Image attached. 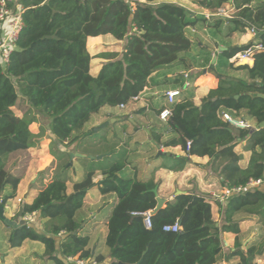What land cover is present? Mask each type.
<instances>
[{
    "label": "trees",
    "instance_id": "trees-1",
    "mask_svg": "<svg viewBox=\"0 0 264 264\" xmlns=\"http://www.w3.org/2000/svg\"><path fill=\"white\" fill-rule=\"evenodd\" d=\"M156 1L160 0H19L24 26L8 63L0 64L2 206L6 208L16 198L27 159L19 162L12 156H24L36 145L39 135L30 126L37 117L47 123L50 153L58 165L52 181L31 203H23L12 219L21 222L25 215L36 214L37 223L9 228L10 249L21 248L26 241L40 243L44 258L53 264H68L66 258L76 256L97 264H218L235 259L237 264H257L264 255V234L245 246L237 219L241 213L264 217V128H259L264 123V53L257 49H264V0L231 3L238 13L230 20L231 33L254 30L258 37L248 46L223 53L229 60L239 53L254 52L252 67L225 65L245 76L231 78L217 72L218 85L202 99L201 108L171 106L168 124L176 137L162 142V133H156V128L151 132V139L160 147H181L185 153L173 156L170 165L160 168L182 172L191 158H208L224 189L245 188L259 180L261 185L232 193L219 204L220 221L215 220L211 198L205 194L177 195L157 209L154 190L158 183L153 178L139 180L136 171L124 175L131 165L128 152L117 151L115 142L104 136L101 143L107 146L100 153L109 156L97 168L88 169L81 180H74L72 192L68 191L74 169L73 162L68 165L71 148L98 135L92 130L83 132L91 117L104 107L128 106L149 86L154 73L182 61L180 54L191 49L188 29L207 21L178 5L155 6ZM216 1L201 0L199 4L211 12L230 4V0ZM105 35L124 43L122 53L103 54L108 61L92 76L87 39ZM163 83L181 82L177 76ZM15 108L24 111L23 117L15 114ZM225 110L235 115L245 111L258 129H243L237 137L222 119ZM43 132L41 128V135ZM238 138L246 140L245 151L251 153L246 168L241 167L242 156L236 152ZM188 142H192L189 149ZM97 171L102 176L99 183L94 181ZM7 186L11 188L8 194ZM94 188L101 196L115 198L106 218L110 263L88 248L90 234L77 219L88 191ZM149 211L152 226L147 229L143 214ZM177 222L179 232L164 231ZM224 234L235 236L234 249L227 253L223 252Z\"/></svg>",
    "mask_w": 264,
    "mask_h": 264
},
{
    "label": "crops",
    "instance_id": "crops-1",
    "mask_svg": "<svg viewBox=\"0 0 264 264\" xmlns=\"http://www.w3.org/2000/svg\"><path fill=\"white\" fill-rule=\"evenodd\" d=\"M138 1L141 3H146V0ZM200 1L201 0H160L153 3V5L157 6L161 3L178 5L182 8L187 9L193 17H204L206 14L215 13L203 8L199 4ZM14 2L18 4L19 0H14ZM232 2L233 1L230 0V4L222 8L226 10V14L213 16L210 20L199 22L195 26L188 29L189 37L191 39L190 51L180 54L179 58L182 60L181 62H177L170 67H165L162 70L154 73L150 79L149 86L140 94L139 101L131 102L124 109H121L120 107H104L103 109H101L100 113L97 114V116L102 118L93 126L90 125L92 124V122H95L98 117L90 120L85 129L88 127L89 130H92L93 128L98 127L101 124L112 120H114V123L110 125H113L114 129L112 131L108 130V132L103 129L98 132L97 136L86 138L81 143V145L73 146L75 150L72 151V153L81 155H89L90 153V156L93 157L105 156L104 159L99 163L96 160H93L95 161L93 167L97 168V166L100 165L102 161H105L109 156L108 153H100L103 152V150L107 146L101 143V139L106 136L107 141H113L115 142V144H117V142L115 141V137H120V133H124L126 129V133L132 135V141L125 145L124 149L122 150L120 149L121 147H123L122 144L116 145L117 151L128 152L129 162L131 163V165L123 174L133 175L136 171L139 180L147 181L153 178L154 181L158 183L156 194L157 198L158 195H160L161 200H164L165 202L163 207L167 202L173 201L178 192H182L183 194H205L208 196L213 193L217 196H221L225 189L220 184L221 179L218 176L214 175L211 171L209 167L210 160L208 158H191L190 164L182 172H174L164 168H160L165 165H170L171 158L173 156L180 157L184 156L185 153L182 151L181 147H160L155 141L151 139V132L156 128V133H162V142H165L177 136V134L173 132V130L169 126L168 120L162 121L159 118V114L162 109H171L172 106L168 104V100L165 96L166 92L178 89L182 90L181 96L177 98L175 102V104H179L182 109L195 107L201 108L202 99L209 94L211 89H214L218 85L219 81L216 77L217 72L229 77L232 75L231 78H243L245 76L243 72L233 71L231 67H225L226 64H229V60L223 57V53L236 47L248 46L255 42L258 37L257 35L252 34L250 30L247 33H231L230 20L234 17H237L238 14L234 7L231 5ZM217 20H219L220 23H217ZM123 46V42L115 40L111 35L88 38L87 49L92 57L90 71L91 75L97 76L103 64L108 61L105 57H103V54H120L122 53ZM232 68L236 69L237 67L232 66ZM225 72H231L234 74L226 75ZM177 76L180 78L181 83H163L166 78L173 79ZM183 86H185V89L183 88ZM23 106L25 109L26 104H23ZM14 112L19 117H23L24 115V111L18 108H15ZM224 112L229 111H222L221 115ZM229 113L234 117L237 116L232 112ZM239 114L247 119L246 122L252 123V125H250L252 128L258 129L255 122L247 116V113L245 111H242ZM42 121L43 120L40 117H37V122L33 123L30 126L31 132L35 135H39L35 143L36 145L33 148L29 149L24 156H12L14 158H17L19 162L23 158L27 159V165L22 173V180L18 186L16 198L9 201L5 208V212L7 211V216L11 220L13 218H16V216L19 214L23 203H31L36 194L52 181V178L57 170V160L50 153V144L52 142L51 134L47 128V123H44ZM127 125L129 127H127ZM113 126L111 127L113 128ZM37 127H39L38 131ZM41 128H44L43 135H41ZM259 128H264V123ZM231 131L234 134L236 132L232 129ZM46 136H48L49 143L44 148L43 141H47ZM237 142L238 145L236 147V152H238L242 156L240 165L241 167L246 168L250 162L251 153L245 151L246 140L238 138ZM85 150L87 152L84 153ZM244 156L245 164H242ZM78 159L79 158H75L73 160V165ZM18 171L20 172V170ZM70 177L73 179V182L74 180L79 179L77 178V171L75 168L73 169V174L72 172L70 173ZM101 180L102 176L100 172L97 171L94 181L95 183H99L101 182ZM70 183H68V185ZM92 190L96 192L94 196L95 198L93 197L94 199H90L89 197V192ZM5 192L7 194L11 192L10 186H7ZM114 200V195L101 196L99 191L94 188L88 191L84 207L80 211L81 213L85 214L86 211H92L93 213L96 208L100 209L99 213H96L97 211H95L93 214L91 213L93 221L98 216V214L102 212L99 222H92V225L90 224L88 226L90 221L85 219L88 222L85 223L83 221L84 219H82V223L84 226L83 231L90 234V243L88 248L91 249L92 252L96 255H103L107 263H110L111 259L109 256V249L106 246V237L108 233L106 218L111 212ZM212 211L214 216L213 206ZM240 223L243 234L244 232L249 231L246 236L247 238L245 237V246L250 242L256 241L259 237L258 230L257 228H254L253 225L256 223V220H254V218H249ZM1 225L4 228H7V232H3L1 230L0 234V241L4 239V249H6L7 255L5 252L4 257V253L3 255H1L0 252V260H5L6 257H8L9 253H11L10 255H12L13 253L24 255V251L28 242L26 241L21 248L10 249L8 246V238L10 235L9 227L6 226L3 222ZM91 226L92 228L89 229L88 227ZM98 230L103 232L104 238L102 245L100 243L97 246V241L99 238L96 234L99 233ZM234 241V235H223L224 253H227L228 251L234 249ZM34 246L37 247L36 244ZM41 247L44 249L42 245ZM35 252H38L39 254L38 250H36ZM25 253H27V251ZM256 262L257 264H264V255L259 257ZM237 263L238 260L235 259L230 262L222 260L218 264Z\"/></svg>",
    "mask_w": 264,
    "mask_h": 264
},
{
    "label": "built area",
    "instance_id": "built-area-1",
    "mask_svg": "<svg viewBox=\"0 0 264 264\" xmlns=\"http://www.w3.org/2000/svg\"><path fill=\"white\" fill-rule=\"evenodd\" d=\"M134 1V0H132ZM23 8L14 2V0H0V64H7L9 61V58L11 56V53L15 50L17 41L20 35V32L24 26L23 23ZM226 14L225 9H218L215 13L212 14H206L204 17L207 20H210L213 16H220ZM252 34L256 35V32L254 30H250ZM258 51L261 50V47H257ZM254 60V52L252 50H249L244 53H239L233 58L229 59V64L232 66H238L242 64H247L249 61ZM244 62V63H243ZM182 94V91L180 89L178 90H172L165 93V96L168 100L169 105L175 104L177 98H179ZM140 97H136L132 100V102L139 101ZM127 106H120L121 109L126 108ZM171 109L164 108L160 111L159 118L162 121H167L171 116ZM222 119L229 125L230 129L236 132H240L243 129H252V127L245 121L240 120L234 116H232L229 112H224L222 115ZM192 142H188V149L190 148ZM263 183L262 180L259 181H251L247 188H254ZM245 188L239 187L235 188L233 190L225 189V191L221 194V196H217L216 194H213V197L216 198V201H219L220 203H225L229 196L232 193H238L243 191ZM221 198V199H218ZM21 201V200H20ZM212 201V200H211ZM145 217V225L147 229H150L152 226L151 222V216L152 212H146L143 214ZM24 223L27 225H32L36 223V214L31 215H25L23 220ZM181 230V227L179 223H175L171 226H165L164 231L165 232H179ZM66 261L68 264H97L95 260H86L83 258H80L79 256L76 257H68L66 258Z\"/></svg>",
    "mask_w": 264,
    "mask_h": 264
},
{
    "label": "rangeland",
    "instance_id": "rangeland-1",
    "mask_svg": "<svg viewBox=\"0 0 264 264\" xmlns=\"http://www.w3.org/2000/svg\"><path fill=\"white\" fill-rule=\"evenodd\" d=\"M239 65V64H238ZM237 65V66H238ZM236 66V67H237ZM233 72V71H232ZM226 73V75H229V74H234V73H229V72H225ZM232 76V75H231ZM230 76V77H231ZM114 116V115H113ZM95 117H98L97 116V114L96 115H93L92 117H91V120H93ZM115 117V116H114ZM238 119H240V120H243V121H245L246 122V118L245 117H243L241 114H238L237 116H236ZM102 117H98V119H96V121L95 122H92V124L90 125V126H93V125H95V123H97L100 119H101ZM42 122H44V121H42ZM248 123V122H247ZM249 125H252V123L251 122H249L248 123ZM111 126H113V125H110V127ZM127 127H129L128 125H127ZM35 128V127H34ZM38 129H37V131L39 130V127H37ZM96 128V127H95ZM114 129V126H113V128L111 127L110 129H107L106 130V132H108V130H110V131H112ZM122 129V128H121ZM85 130H86V132L87 131H89V129H88V127L85 129H83V132H85ZM93 130V129H92ZM127 131H126V129H125V131H124V133L123 132H121L120 133V137H116L115 138V141L117 142V144L116 145H120V144H122L123 145V147H121L120 149L122 150V149H124V146L125 145H127L129 142H131L132 141V139H133V137H132V135H130V134H128V133H126ZM235 134L237 135V136H239V133H236L235 132ZM46 138H47V141L45 142V141H43V146H44V148L48 145V143H49V140H48V136H46ZM124 140V141H123ZM41 144V143H40ZM132 148V147H131ZM75 149H74V147L72 148V151H74ZM85 152H87L86 150L84 151V153ZM70 156V155H69ZM83 156H85L86 158L85 159H81V158H79L77 161H75V163H74V165H73V167L76 169V171H77V178H79L80 180L84 177V175L86 174V172H87V170L88 169H90V168H92L93 166H94V163L93 162H95V161H93V160H90V159H88L87 157H89L90 156V153H89V155H83ZM99 157V156H98ZM77 159V158H76ZM97 161V160H96ZM98 163L100 162V161H97ZM242 164H245V156H244V159H243V161H242ZM68 165H70V162L68 163ZM72 172V171H71ZM72 174H73V172H72ZM70 182V184L68 185L69 186V191L71 192L72 191V184H73V179L72 178H70V180H69ZM95 191L94 190H92V191H90L89 192V197H90V199H94L95 197ZM94 197V198H93ZM209 197L211 198L210 200H212V206H213V208H214V218H215V220L216 221H220L219 220V216H220V208H219V201H216L215 199L216 198H214L213 197V193L211 194V195H209ZM158 198L159 199H161V197H160V195H158ZM218 199H221V198H218ZM87 207V206H86ZM102 208V207H101ZM86 210V209H85ZM95 211H97L96 213H99L100 212V209H98V208H96V210ZM94 211V212H95ZM7 212V211H6ZM5 212V215H6V217H8L7 216V213ZM93 212V213H94ZM92 211H86V213L84 214V213H79V215L77 216V219H78V221L79 222H81L82 223V219H84L83 221L86 223L87 221L85 220V219H87L88 221H90V223L88 224V226L92 223V222H99L100 221V216L102 215L101 213L100 214H98V216L95 218V220L93 221V217H92ZM9 218V217H8ZM249 218H251V219H253L254 218V220H256V223L255 224H253L254 225V228H257V230H258V236L260 237L261 235H263L264 234V217L263 216H252V215H250V214H247V213H241L240 215H238V217H237V219L240 221V222H243V221H245V220H247V219H249ZM88 223V222H87ZM2 221L0 220V234H1V230L4 232H7L6 230H7V228L5 227H3L2 225ZM92 225V224H91ZM255 225H256V227H255ZM89 229L90 228H92V226L91 227H88ZM40 229H42V227H41V225H40ZM254 230V229H253ZM98 234H96L97 236H98V241H97V246L101 243V245H102V242H103V238H104V236H103V232H101L100 230H98ZM249 232V231H248ZM247 231L246 232H244V234H243V236H242V239L243 240H245L247 237V233H248ZM246 237V238H245ZM102 239V240H101ZM4 239L3 240H1L0 241V252H1V255H3V253H4V257H5V252H6V249H4ZM28 243H27V245H26V249H25V251H24V255H19L18 253L17 254H15V253H13L12 255H10L11 253H9L8 254V257H6V259L5 260H0V264H50V263H52V261H50V260H48V259H45L44 258V249L41 247V245L39 244V243H33L32 241H27ZM37 245V247H35L34 245ZM32 246V247H31ZM36 250H38L39 251V254H38V252H35ZM27 251V253H25ZM0 255V256H1ZM6 255H7V252H6ZM39 257H38V256ZM28 256V257H27ZM27 257V258H26Z\"/></svg>",
    "mask_w": 264,
    "mask_h": 264
},
{
    "label": "water",
    "instance_id": "water-1",
    "mask_svg": "<svg viewBox=\"0 0 264 264\" xmlns=\"http://www.w3.org/2000/svg\"><path fill=\"white\" fill-rule=\"evenodd\" d=\"M258 53H264V49H261L258 51ZM254 60H251L247 63L248 66H253L254 65ZM242 65H246V64H242ZM241 66V65H240ZM238 98V97H236ZM114 123V120L112 121H107L103 124H101L100 126L96 127V128H93V132H99L101 130H103L104 128L110 126V124H113ZM105 156H99V157H93V156H89L87 157L88 159L90 160H97V161H101L104 159ZM75 158H81V159H85L86 157L81 155V154H73L71 153L70 154V163L73 162V160ZM154 193L157 194V189L154 190ZM183 193L182 192H178L177 195H182ZM164 200H161V199H158V207L157 209H160L163 207L164 205ZM0 220L6 225L8 226L9 228H13V229H17L18 227L22 226L24 224V221H21V222H15L13 220H11L10 218L6 217L5 215V208L2 206L1 204V200H0Z\"/></svg>",
    "mask_w": 264,
    "mask_h": 264
},
{
    "label": "bare ground",
    "instance_id": "bare-ground-1",
    "mask_svg": "<svg viewBox=\"0 0 264 264\" xmlns=\"http://www.w3.org/2000/svg\"><path fill=\"white\" fill-rule=\"evenodd\" d=\"M244 63V62H243Z\"/></svg>",
    "mask_w": 264,
    "mask_h": 264
}]
</instances>
